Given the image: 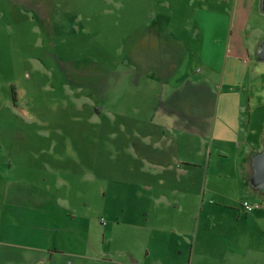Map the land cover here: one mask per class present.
Instances as JSON below:
<instances>
[{
	"label": "rangeland",
	"instance_id": "1",
	"mask_svg": "<svg viewBox=\"0 0 264 264\" xmlns=\"http://www.w3.org/2000/svg\"><path fill=\"white\" fill-rule=\"evenodd\" d=\"M232 6V0H0V166L11 156L14 164L5 170L20 184L51 189L69 203L102 264H114L102 250L136 247L144 165L138 129L152 124L162 91L158 68L149 65L164 43L157 44L155 33L204 25L222 31L230 14L218 12ZM25 208L34 204L19 208L21 225L36 230L43 219ZM14 226L6 224L3 236H27ZM139 231L153 254L154 228ZM103 235L110 236L104 244ZM222 241L245 250V241L234 237H216L215 247Z\"/></svg>",
	"mask_w": 264,
	"mask_h": 264
},
{
	"label": "crops",
	"instance_id": "2",
	"mask_svg": "<svg viewBox=\"0 0 264 264\" xmlns=\"http://www.w3.org/2000/svg\"><path fill=\"white\" fill-rule=\"evenodd\" d=\"M232 2L231 10L218 12L230 14L222 31L204 25L193 32L169 28L155 33L157 44L164 43L155 48L149 65L158 68L154 74L162 91L152 124L138 129L137 155L144 165L138 172L136 247L102 250L110 263L250 264V257L251 264H264V189L250 180L252 154L264 144V61L257 56L264 11L261 0ZM249 19L256 23L248 25ZM12 164L7 156L0 166V264H102L93 252L94 238L75 226L72 206L56 191L20 184L16 174L5 170ZM216 196L221 199L208 201ZM242 199L259 206L246 212ZM33 204L25 210L44 222L36 230L21 225L19 209ZM6 224L25 228L27 236H3ZM148 224L155 230L153 254L150 240L145 244L139 231ZM221 227L230 228L228 236ZM216 237L244 240L245 250L225 241L218 248ZM109 238L103 235L102 244Z\"/></svg>",
	"mask_w": 264,
	"mask_h": 264
},
{
	"label": "water",
	"instance_id": "3",
	"mask_svg": "<svg viewBox=\"0 0 264 264\" xmlns=\"http://www.w3.org/2000/svg\"><path fill=\"white\" fill-rule=\"evenodd\" d=\"M261 8L264 11V0H261ZM257 56L264 61V38L259 44ZM251 163L253 168L250 178L251 184L258 189H264V144L262 149L252 154Z\"/></svg>",
	"mask_w": 264,
	"mask_h": 264
},
{
	"label": "built area",
	"instance_id": "4",
	"mask_svg": "<svg viewBox=\"0 0 264 264\" xmlns=\"http://www.w3.org/2000/svg\"><path fill=\"white\" fill-rule=\"evenodd\" d=\"M258 206H259L258 201H251L248 199H242L241 200V207L246 212L252 211L253 209L257 208ZM101 219H102V221H104L103 217Z\"/></svg>",
	"mask_w": 264,
	"mask_h": 264
}]
</instances>
